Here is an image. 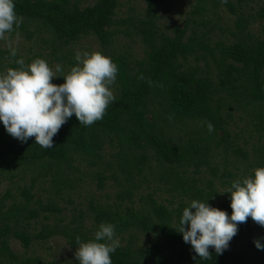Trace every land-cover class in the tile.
I'll use <instances>...</instances> for the list:
<instances>
[{
  "label": "trees",
  "instance_id": "1",
  "mask_svg": "<svg viewBox=\"0 0 264 264\" xmlns=\"http://www.w3.org/2000/svg\"><path fill=\"white\" fill-rule=\"evenodd\" d=\"M233 1L194 0L190 18L167 35L158 30L153 18L159 0H146V16L140 20L131 15L115 18L118 0H95L85 7L73 0H13L21 20L9 34L23 32L30 39L33 32L25 27L34 22L36 30L44 34L42 43L51 47L52 55L86 36H92L101 48H106L115 34L121 32L139 40L143 56L131 60L126 53L115 50L105 53L117 66L114 102L107 106L100 120L88 126L70 116L52 137L51 148H41L32 137L20 142L0 125V178L15 169L31 176L29 185L20 189L21 201L7 206L4 200L10 197L8 191L0 197V263L60 264L54 260L44 262L39 257L18 261L9 249L8 239L13 238L27 248L32 242L61 236L75 248V238L92 239L101 222L114 225L120 242L122 235L138 232L156 233L173 245L182 244L188 252L186 264L240 261L237 251L227 247L216 255L211 246L209 258L201 259L175 232L182 209L189 203L184 199L206 201L226 213L231 211L228 198L222 205L210 202L217 194L211 178L198 184L190 176L191 172L209 167L213 149L216 153L224 150L225 154L230 150L232 159L248 161V151L235 145L226 126V119L232 117L230 109L249 108L251 140L244 143L251 146L252 165L264 166V39L252 40L247 29L251 21L257 20L264 37V3L252 13L244 14L243 5L253 0ZM222 7L235 18L233 30L228 31L230 41L214 38V30L222 34L225 29L218 27L217 22L215 29L210 25V14ZM119 25L128 28L119 31L112 28ZM59 54L62 58L65 55L60 51ZM4 55L14 58L10 52L0 51V71ZM12 66L19 65L14 61ZM204 121L213 125L211 133L205 129ZM188 123L192 126L186 130ZM105 144L112 148L106 161L101 153ZM73 155L87 167L99 168L92 174L97 189H102L105 181H113V202L89 200L87 209L78 205L71 208L67 222L61 223L59 217L51 224H42L34 233L26 232L22 228L24 221L38 218V210L47 220L46 213L59 211L55 197L73 190L78 179L75 173L79 172L72 163ZM209 173L217 177V167H209ZM231 174L227 169L221 172L225 178H232ZM38 181L46 186L44 203L33 200L31 194ZM149 181L153 188L146 193L138 192L142 190L141 184ZM228 182L230 186L232 180ZM159 190L169 196L166 204L154 197ZM237 228V235H255L263 229L251 218L238 223ZM130 235L110 253L111 264H146L132 247ZM151 263L166 264L156 259Z\"/></svg>",
  "mask_w": 264,
  "mask_h": 264
},
{
  "label": "rangeland",
  "instance_id": "2",
  "mask_svg": "<svg viewBox=\"0 0 264 264\" xmlns=\"http://www.w3.org/2000/svg\"><path fill=\"white\" fill-rule=\"evenodd\" d=\"M77 1L80 7H85L92 5L95 0H73ZM247 1V0H246ZM119 8L116 11L115 18L125 19L127 16L131 15L136 19L140 20L146 16V0H118ZM232 2H234L232 0ZM264 3V0H253V2L243 5L242 12L244 14H249L253 12L257 5ZM194 5V0H159L155 10L153 12V18L156 27L159 31L170 35L171 29L175 26H182L184 21L190 18V11ZM213 13V11H211ZM234 16L229 14V12L224 8H220L217 12L210 14V25L216 28V22L218 27L225 29L222 34L217 30L215 32L214 38H224L226 40H232L228 34L229 30H233ZM117 31L124 30L128 28L125 26L112 27ZM25 29L32 31L33 35L30 39L20 32H15L14 34H7L4 38H0V51L10 52L12 48L15 49L14 58H7V56L1 57L2 66L0 73L4 72L8 68L13 67V62L17 60H23L24 64H28L31 60L35 58L44 59L49 67L55 71V65L60 64L63 72H67L69 68L75 63L74 52L77 50H88V51H100L102 54L111 53L112 51H117L119 53H126L131 60L139 59L143 56V47L139 40L135 38H128L124 36L123 33L117 32L113 37L112 43L106 48H101L97 41L92 36H86L80 39L78 42L64 47V49L59 50L63 52L64 57L62 58L59 51H56L53 55L51 54V47L42 43L45 38L42 32L37 29V24L34 22L27 23ZM248 36L252 40L264 39L261 24L255 20L251 21L247 27ZM43 37V38H42ZM67 51V53H65ZM106 55V54H105ZM57 57V59L55 58ZM201 65V63L199 64ZM19 67V66H18ZM202 67V66H200ZM59 75V74H57ZM53 84H60L63 82L62 77H55L50 80ZM113 94L115 93V83L110 86ZM249 108L246 111L240 109L234 110L230 109L232 117L226 119V126L231 133V138L234 139L235 145H239L248 151V161H244L241 158L232 159L231 151L228 150L225 154L224 150L213 149L210 158L209 167H217V177L212 176L209 173V167H202L199 169L198 173H190V176L195 177L196 182H201L204 184L207 178H211L213 182L214 190L217 194H214L210 202L214 204L222 205L227 201L228 194H220L223 189L228 187V181H233L236 179H241L246 175H250L252 169L255 167L252 165V153L250 151V145L246 146L244 143L247 140H251L249 135L251 134V126L248 120ZM247 113V114H246ZM186 130L191 127V123L186 125ZM105 161L108 159L109 155L112 153V148L109 145H104L101 151ZM73 165H76L79 169L78 173H75L77 181H75L73 190L66 191L60 197L56 196L57 207L59 211H52L46 213L48 216L47 220L42 218V211L38 210L39 217L32 219L28 222L24 221L22 223V228L28 233H34L38 231L42 224H51L52 220L58 221L59 217L62 218L61 223H65L69 220V215L71 214V208L78 205L82 209H87V203L89 200L97 203H112L114 200V183L112 180L105 181L104 187L102 189H97L95 186V181L92 179V174L98 167H87L85 163L78 162L76 155L72 156ZM228 159V161H226ZM76 160V161H75ZM251 165H250V164ZM228 170L232 174V178H225L221 176V172ZM191 171V170H189ZM0 178V197H2L6 191H8L10 197L4 200V203L9 206L11 203H17L21 201L20 189L22 186H28L31 176L26 172L22 173L21 170L15 169L4 174H1ZM13 177H12V176ZM74 175L73 173L71 176ZM80 176V178H79ZM150 179V178H147ZM198 182V184H199ZM40 185L39 181L35 184V190L31 192L34 195L33 200L40 199L43 203L45 197L47 196L43 189L46 187ZM142 190L140 193H146L153 188L150 183L141 184ZM43 187V188H42ZM154 197L166 204V200H169V196L162 190L156 191ZM184 201L190 202L189 199H184ZM174 205V203L172 204ZM33 208L37 206L33 205ZM85 224L89 225V222ZM131 234V235H130ZM128 235L133 236L132 247L138 250V255L142 258L141 260L146 264H152L151 260L156 259L166 264H186L188 261V252L182 244L173 245L165 238L160 237L156 233H138L130 232L122 235L121 244H124L128 239ZM264 236V228L260 230L257 234H235L228 243V247L231 250L237 251L241 259L237 264H264V252L257 250L252 241L253 239ZM8 246L11 252L17 257V260L25 258L39 257L44 262L54 260L60 264H74V251L75 248H71L66 240L61 236H54L44 241L32 242L27 248H23L19 241L11 238L8 239ZM6 264V263H0Z\"/></svg>",
  "mask_w": 264,
  "mask_h": 264
},
{
  "label": "clouds",
  "instance_id": "3",
  "mask_svg": "<svg viewBox=\"0 0 264 264\" xmlns=\"http://www.w3.org/2000/svg\"><path fill=\"white\" fill-rule=\"evenodd\" d=\"M20 20L13 0H0V38L13 32L14 26L18 28ZM10 55H15L14 48ZM74 60L67 72L62 71L60 64L53 71L44 59L35 58L26 65L17 60L19 67L0 73V125L7 134L20 142L32 137L34 143L47 149L70 116L84 126L102 118L115 99L110 86L117 66L100 51L77 50ZM55 77H62L63 82L51 83ZM203 123L211 133V122ZM223 193L228 194L230 213L192 199L179 216L175 232L201 259L209 258V246L216 255L226 250L238 223L246 218L264 228V166L233 180L220 194ZM262 241L264 236L253 239L257 250L264 249ZM75 242L73 255L78 264H111L110 253L120 246L114 225L108 222L98 224L92 239L82 241L77 236Z\"/></svg>",
  "mask_w": 264,
  "mask_h": 264
}]
</instances>
